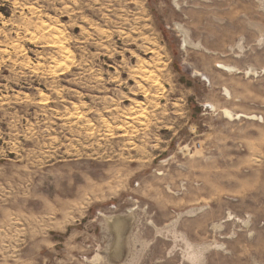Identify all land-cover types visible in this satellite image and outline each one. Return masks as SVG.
Listing matches in <instances>:
<instances>
[{
	"label": "rangeland",
	"instance_id": "obj_1",
	"mask_svg": "<svg viewBox=\"0 0 264 264\" xmlns=\"http://www.w3.org/2000/svg\"><path fill=\"white\" fill-rule=\"evenodd\" d=\"M0 264H264V0H0Z\"/></svg>",
	"mask_w": 264,
	"mask_h": 264
},
{
	"label": "bare ground",
	"instance_id": "obj_2",
	"mask_svg": "<svg viewBox=\"0 0 264 264\" xmlns=\"http://www.w3.org/2000/svg\"><path fill=\"white\" fill-rule=\"evenodd\" d=\"M228 69V68H227ZM227 115H230L228 112H225ZM113 221H114V219H112ZM110 221V220H109ZM112 222V221H111ZM115 222H117V221H115ZM114 226V225H113ZM120 228H121V225L120 224H116L115 225V229H114V231L116 232V234L118 235L119 234V232H120Z\"/></svg>",
	"mask_w": 264,
	"mask_h": 264
}]
</instances>
